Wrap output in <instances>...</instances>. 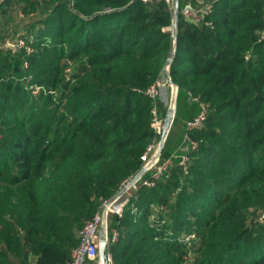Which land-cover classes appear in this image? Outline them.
<instances>
[{
  "label": "trees",
  "instance_id": "obj_1",
  "mask_svg": "<svg viewBox=\"0 0 264 264\" xmlns=\"http://www.w3.org/2000/svg\"><path fill=\"white\" fill-rule=\"evenodd\" d=\"M156 1L44 0L46 17L17 35L31 53L0 36V264L70 260L79 229L142 167L153 109L167 110L146 90L171 56L177 112L162 156L182 119L186 140L199 100L208 116L189 131L197 147L175 150L187 170L175 161L155 186L130 188L107 251L114 264H264V0H211L200 22L179 11L176 32Z\"/></svg>",
  "mask_w": 264,
  "mask_h": 264
},
{
  "label": "built area",
  "instance_id": "obj_2",
  "mask_svg": "<svg viewBox=\"0 0 264 264\" xmlns=\"http://www.w3.org/2000/svg\"><path fill=\"white\" fill-rule=\"evenodd\" d=\"M145 3L154 2L156 0H142ZM169 7L175 6L177 0H165ZM180 1V0H179ZM214 4L211 0H195V3L188 1L183 5L182 8L179 6V11L185 18L200 22L203 21L207 15L212 13ZM263 21H264V4H263ZM174 31V26L171 28ZM264 39V27L260 31V40ZM3 46L10 47L14 52L20 48H24L28 53L33 51V45L24 36L8 37L3 41ZM249 51L246 54V58H249ZM29 62L25 61V66H28ZM170 66V65H169ZM161 81L157 80L153 85H151L146 93L152 98H155L160 94ZM199 100L198 98H196ZM201 105V110L187 120V143H190L192 147H197V140L193 139L189 134V131L194 129H200L205 125V121L208 116V106L205 102L199 100ZM153 119L152 127L156 132L155 139L147 146L146 150L142 154L143 164L146 166L147 172L150 173V177H143L144 174L135 182L132 181V177L126 179L123 185H129L128 189L124 194L117 197L111 196L104 198L101 202L99 209L94 213V215L79 229L78 244L73 248L71 253V258L66 264H86L88 261H96L95 264H100L97 258L99 257V241L101 236L107 240L108 243L111 240H117L119 233L114 231L110 234L109 225L110 218L113 214H118L122 216L124 213L125 206L129 201V190L130 188H137L139 183L142 182L146 186H155L158 180L165 174V171L175 162L179 161L183 165L184 169L187 170L190 156L187 153L173 152L167 157L162 156V150L159 148L161 134L163 131L165 117L162 116L157 107L153 109ZM106 262L107 264H114L112 254L106 250Z\"/></svg>",
  "mask_w": 264,
  "mask_h": 264
},
{
  "label": "rangeland",
  "instance_id": "obj_3",
  "mask_svg": "<svg viewBox=\"0 0 264 264\" xmlns=\"http://www.w3.org/2000/svg\"><path fill=\"white\" fill-rule=\"evenodd\" d=\"M44 0H12L7 5H2L3 0H0V8H7V12H0V36L9 35L8 37H17L18 34L24 33L28 30V26L32 23L38 22L43 17H46V13L44 12L43 7ZM157 2V1H156ZM151 3V2H149ZM153 3V2H152ZM22 4H26V8L22 9ZM183 5L181 6V8ZM173 13H175V6L170 7ZM250 9V8H247ZM173 26L169 25L168 28H172ZM11 34V35H10ZM4 40L1 42L3 43ZM70 64L65 67V74L67 77H70V73L75 69L76 61L73 59L69 60ZM169 61L165 66V73H163L160 81V97L164 101L166 105V114L171 107L175 108V113L177 112V90L176 86L173 85L172 82L169 81L168 71H169ZM33 93L37 94L39 92V88H33ZM182 109V114L184 113V109L182 108V104L180 106ZM164 116V115H163ZM166 117V115L164 116ZM185 120H180L175 126V131L173 133L172 143L174 145L173 152H176L179 148L180 144L184 145V130H185ZM99 260V257L97 258ZM86 264H95V261H88Z\"/></svg>",
  "mask_w": 264,
  "mask_h": 264
},
{
  "label": "water",
  "instance_id": "obj_4",
  "mask_svg": "<svg viewBox=\"0 0 264 264\" xmlns=\"http://www.w3.org/2000/svg\"><path fill=\"white\" fill-rule=\"evenodd\" d=\"M179 6H180V1L177 0L176 4H175V13H174V32H176V27H177V23H178V17H179ZM173 59V56H171L169 58V64L171 63ZM168 76H169V81L172 82L171 78H170V73L169 71L167 72ZM173 83V82H172ZM173 85H175L173 83ZM176 86V90L178 93V87ZM177 98V95H176ZM193 99L192 95H189L188 100L191 101ZM175 118V108L171 107L165 117V123H164V127H163V131L161 134V139H160V144H159V148L160 150H163L164 145H165V141L167 139V136L169 134V131L172 127L173 121ZM188 141L187 139L184 141V144H186ZM147 170L146 166H142L139 171H137L133 178L132 181L135 182L136 180H138ZM129 185H123L113 196L117 197L121 194H124L125 191L128 189ZM106 250H107V240L101 236L100 241H99V262L100 264H107L106 262Z\"/></svg>",
  "mask_w": 264,
  "mask_h": 264
}]
</instances>
